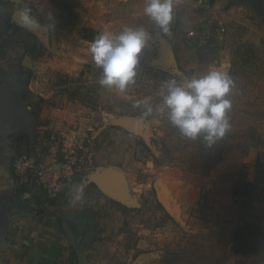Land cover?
<instances>
[{
  "label": "rangeland",
  "instance_id": "obj_1",
  "mask_svg": "<svg viewBox=\"0 0 264 264\" xmlns=\"http://www.w3.org/2000/svg\"><path fill=\"white\" fill-rule=\"evenodd\" d=\"M6 1L29 15L47 42L29 32L25 64L12 67L11 76L0 73V83L18 87L33 107L32 113L57 111L54 123L58 125L48 131L50 136H45L46 129L38 134L35 149L40 159L45 164L53 162V137L60 132L91 128L89 136L97 137L88 150L92 171L107 163H122L126 191L140 204L134 209L119 205L117 215L97 211L106 218L99 227L100 237L70 246L60 264H88L84 256L90 264H264V249L256 256L236 255L232 249L234 233L244 221L264 226V39L257 44L245 41L250 25L236 21L229 28L233 54L232 68L227 71L233 81L227 97L231 101L230 128L208 147L202 138L183 137L166 111H159L167 81L179 82L212 70L206 64L195 76V70L184 63L179 65L182 74L162 68L159 35L170 41L179 23L173 14L165 33L147 16L140 17V12L130 14L124 0H107L103 5L95 2L98 0ZM55 1L64 2L66 10L60 11ZM111 3L116 6L109 13L105 8ZM101 14L106 27L96 22ZM9 20L3 19L6 27ZM112 21L119 23L108 27ZM93 25L117 34L125 27H143L149 34L138 57L135 83L123 93L99 84L102 69L88 50L91 41L84 39V30ZM2 40L0 31V71L9 63ZM208 58L215 64L213 57ZM64 110H68L67 118L62 115ZM133 112L139 113L134 119L146 124L153 149L140 145L137 136L121 132V138L116 137L112 123L132 118ZM44 118L40 127L50 128L51 120ZM43 137H47L45 145ZM22 143L17 156L29 152L28 140L22 138ZM155 184L175 208L173 217L159 203ZM110 219L113 223L107 224ZM6 229L2 226L6 247L0 240V264H8L12 233ZM93 243L100 247L93 249Z\"/></svg>",
  "mask_w": 264,
  "mask_h": 264
},
{
  "label": "crops",
  "instance_id": "obj_2",
  "mask_svg": "<svg viewBox=\"0 0 264 264\" xmlns=\"http://www.w3.org/2000/svg\"><path fill=\"white\" fill-rule=\"evenodd\" d=\"M106 1L107 0H98L95 2L99 5H103ZM124 1V7H128L130 14L132 12L135 15L140 12V17H146L143 13L146 0ZM172 4V14L176 19L178 18L179 23L170 37V43L174 48L178 65L184 63L190 70L194 69L195 76L198 75L199 70L206 64L212 66V69L224 68L225 71H229L232 68V37L230 36L229 28L236 26V21L251 26L250 33L246 35L245 41L257 44L264 39V16L260 13L258 7L252 0H214L213 4L211 3L212 8L210 12L203 8V0H172ZM114 6H116V4L111 3L105 8V11L112 13L113 9L111 7ZM131 8L138 11H134ZM196 8L199 10H195ZM16 10L14 4L6 0H0V22H3L4 18L12 19ZM100 16V19L96 22L106 27L103 14ZM210 21H212V24L209 23ZM118 23V21H112L109 23L108 27L113 24L118 25ZM8 25L9 29L7 33L4 25L2 26L0 23V31L4 39L2 40L3 45L4 49L7 51V54L5 53L4 55H6V59L9 62L8 66L3 68L0 73L3 72L11 76L13 75L12 67L14 69L15 67L18 68L20 64H25L26 56L28 55L25 49L28 40L25 39V37L30 35V33L13 23L12 20ZM92 27L91 29L101 33L100 31H102V28L95 25ZM213 27H224L226 33L224 39L218 41L215 48L210 49L201 45L200 36ZM187 31H196L198 36L196 38H190L188 37ZM208 57H213L215 59L213 61L215 64H213ZM23 101L29 114L36 121V140L38 139V134L43 133L42 129H46L47 131L45 132V136L48 134L50 136V132L48 133V131L53 129V126L58 125L54 123V121L58 120L55 117L57 111H51L50 115H47L45 110L41 111L42 114H35L32 113L33 107L28 103V99H23ZM61 112L62 115L67 118L68 110ZM44 117L51 120L50 128L40 127V121L45 119ZM113 127L114 130L116 129L115 132H118L116 134L118 139L121 138V132L130 134L122 128ZM106 131L107 129L102 130L101 134H104ZM46 138L43 137V140H46ZM45 140L44 145L46 143ZM22 147V140L15 138L0 139L1 244L6 247L5 236L1 235L2 226L6 225L7 232H10V234L12 233V236L9 237L8 264H60L62 260L65 261V255L69 252V247L73 246L69 236L64 230L63 221L66 220L76 232L78 228H81L80 223L84 224V226H82L83 234L77 233V243L78 241L80 243L82 240L86 242L92 240L94 242L95 238L100 237L99 227H102L106 220L103 216L102 218L99 217L96 212L103 210L104 212L117 215L121 213V210L118 209L120 204L109 199L96 186H87L84 182L85 180L82 182L75 180L66 193V196H64L66 197V201L61 198L56 205H49L48 201H45L44 207H42L44 213L38 214L36 211L39 208V201L43 198L42 193L31 179L18 177L13 169V159L18 155L20 150H22ZM102 153L103 152L99 153L98 156L102 155ZM36 155H39L38 149H36ZM102 168H110L113 170L115 178H118L119 181L121 180L125 191L127 190L126 183L122 178L124 175L122 163L115 165L107 163L97 169ZM93 173L94 172L91 174ZM91 174H88V176ZM79 188H83L82 194L78 193L77 190ZM127 195L132 200L133 209L140 206L134 197L128 193ZM77 196L80 198L77 199ZM85 216L88 217L89 220L85 219ZM89 221L91 223H89ZM108 221H106L107 224L113 223L111 219ZM84 234L86 238H84ZM98 247H100L98 243H93V249ZM55 250H57L58 255L55 254ZM87 257L88 256H84V261L90 264V260ZM79 264H81V261Z\"/></svg>",
  "mask_w": 264,
  "mask_h": 264
},
{
  "label": "clouds",
  "instance_id": "obj_3",
  "mask_svg": "<svg viewBox=\"0 0 264 264\" xmlns=\"http://www.w3.org/2000/svg\"><path fill=\"white\" fill-rule=\"evenodd\" d=\"M172 12V0H146L143 9L144 15L165 33L169 31ZM22 19L27 20L23 14ZM148 36L143 27H125L119 34L105 29L89 44L92 60L102 69L99 79L102 87L123 93L135 83L138 57ZM232 86V79L222 68L179 82L167 81L159 111H166L167 119L183 137L202 138L211 147L230 128L227 114L231 101L227 97ZM77 191L82 194L83 188Z\"/></svg>",
  "mask_w": 264,
  "mask_h": 264
},
{
  "label": "water",
  "instance_id": "obj_4",
  "mask_svg": "<svg viewBox=\"0 0 264 264\" xmlns=\"http://www.w3.org/2000/svg\"><path fill=\"white\" fill-rule=\"evenodd\" d=\"M252 1L258 7L260 13L264 16V0ZM22 14L27 18V20L22 19ZM11 20L21 28L35 34L47 44L46 38L39 32L38 25L32 22L29 15L17 9ZM4 23V21L1 22V25L3 26ZM159 38L161 41L160 61L162 68L166 71L171 70L176 74H182V71L179 69L178 61L172 44L168 39L160 35ZM112 126L122 128L128 133L137 136L140 139V145L144 143L149 148L153 149L152 142L147 136V128L145 123L132 117L116 121L112 123ZM20 135L25 136L28 140L29 155L31 162L34 163L36 160V121L29 114L18 87L13 88L8 83H0V139L17 137ZM84 182L87 186H96L112 201L122 206L132 208V200L127 195L122 181H119L118 178H115L114 171L110 168L97 169L93 174L89 175L87 180ZM155 189L159 203L163 206L167 214L173 217L175 215V208L172 206L166 196L161 193L156 184ZM63 226L73 246L76 247L77 232L71 225H69L66 220L63 221ZM133 264H138V261Z\"/></svg>",
  "mask_w": 264,
  "mask_h": 264
},
{
  "label": "built area",
  "instance_id": "obj_5",
  "mask_svg": "<svg viewBox=\"0 0 264 264\" xmlns=\"http://www.w3.org/2000/svg\"><path fill=\"white\" fill-rule=\"evenodd\" d=\"M203 8L210 12L211 0H203ZM209 23L212 24V21ZM225 33L224 27H213L200 36V43L204 47L213 49L218 41L224 39ZM197 36L196 31L188 32L190 38ZM92 132L91 128L86 131L76 128L70 134L66 131L60 132L58 137H53L55 142L50 150L53 160L51 164H45L39 155L32 163L28 153L21 154L13 160L14 173L20 178L31 179L42 193L45 201L59 198L70 189L78 177H83L92 170L94 171L91 154H88V150L94 147L97 138L89 136Z\"/></svg>",
  "mask_w": 264,
  "mask_h": 264
},
{
  "label": "trees",
  "instance_id": "obj_6",
  "mask_svg": "<svg viewBox=\"0 0 264 264\" xmlns=\"http://www.w3.org/2000/svg\"><path fill=\"white\" fill-rule=\"evenodd\" d=\"M214 0H211V3L213 4ZM54 3H57V8L60 11L66 10V7L64 6V2L55 1ZM70 16L73 17V19H77V16L75 14H70ZM100 33L96 32L95 30L91 28H87L84 30V39L93 41ZM138 112H133L131 114V117H138ZM19 138H26L23 135L18 136ZM64 196V194L62 195ZM59 198H53L48 200L49 205H56L59 203L61 197ZM45 200L44 198H41L39 201V208L37 209L38 214H43L44 211L42 210V207H44ZM60 224V221H59ZM233 252L236 255H246V256H256L261 253V251L264 249V226L260 222L255 221H244L241 226H239L233 237V246H232ZM55 254L58 255L57 250H55Z\"/></svg>",
  "mask_w": 264,
  "mask_h": 264
},
{
  "label": "flooded vegetation",
  "instance_id": "obj_7",
  "mask_svg": "<svg viewBox=\"0 0 264 264\" xmlns=\"http://www.w3.org/2000/svg\"><path fill=\"white\" fill-rule=\"evenodd\" d=\"M7 25H6V23L4 24V27H5V31H7V33H8V29H9V26L8 27H6ZM11 30V29H10ZM10 33V32H9ZM20 74V73H19ZM11 138H15V139H18V140H22V138H19L18 136L17 137H11ZM85 219H88V217H86L85 216ZM89 220V219H88ZM89 223H91L90 221H89ZM82 226H84V224L83 223H80V229L78 228H76L77 229V233L78 234H83V230H82ZM77 227V226H76ZM86 229H88V228H86ZM85 230V229H84ZM87 232V231H86ZM83 236V235H82ZM84 236H85V234H84ZM84 238H86V236L84 237Z\"/></svg>",
  "mask_w": 264,
  "mask_h": 264
}]
</instances>
